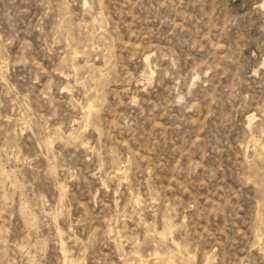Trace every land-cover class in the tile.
<instances>
[{
  "label": "rangeland",
  "instance_id": "374dc122",
  "mask_svg": "<svg viewBox=\"0 0 264 264\" xmlns=\"http://www.w3.org/2000/svg\"><path fill=\"white\" fill-rule=\"evenodd\" d=\"M68 263L264 264V0H0V264Z\"/></svg>",
  "mask_w": 264,
  "mask_h": 264
},
{
  "label": "bare ground",
  "instance_id": "6f19581e",
  "mask_svg": "<svg viewBox=\"0 0 264 264\" xmlns=\"http://www.w3.org/2000/svg\"><path fill=\"white\" fill-rule=\"evenodd\" d=\"M91 109H92V106H90V108H89V111H91ZM157 255V254H156ZM156 257V256H155ZM163 259V258H162ZM72 263V262H71ZM69 264V263H68Z\"/></svg>",
  "mask_w": 264,
  "mask_h": 264
}]
</instances>
